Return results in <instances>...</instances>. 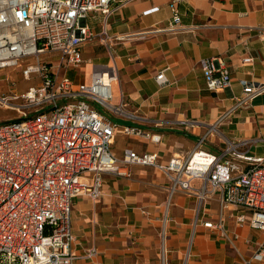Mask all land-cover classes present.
Returning a JSON list of instances; mask_svg holds the SVG:
<instances>
[{
    "label": "built area",
    "instance_id": "obj_1",
    "mask_svg": "<svg viewBox=\"0 0 264 264\" xmlns=\"http://www.w3.org/2000/svg\"><path fill=\"white\" fill-rule=\"evenodd\" d=\"M130 1L134 0H0V70L17 66L25 79L38 80L25 91L0 94V110L17 111L14 118H0V264H77L93 258L96 246L80 253L74 248L75 198L95 199L102 193L104 173L123 174L125 166L138 164L165 173L170 195L194 197L198 202L194 226L201 223L224 240L241 264L264 261V242L248 257L239 246L238 231L245 225L264 231V154L249 148L264 138L231 139L217 126L262 93L264 84L242 80L244 95L236 105L208 125L191 152L164 163L156 153L131 148H125L120 159L112 149L118 132L161 139L138 126L119 129L109 114L95 107L123 111L121 105H111L112 85L119 80L115 63L95 65L89 83L69 76L71 69L83 64L85 44L97 37L104 43L109 40L108 16ZM180 1L169 4L173 20L167 31L181 26ZM98 13L104 16L99 33L91 26ZM110 56L114 57L112 48ZM242 59L254 60L251 55ZM201 68L209 90L231 86V70L223 60L201 59ZM156 77L161 85L168 82L164 70ZM33 107L31 114L24 110ZM176 124L190 131L206 125L188 118ZM215 132L224 146L209 150L204 145ZM230 220L235 228L229 227ZM192 239L182 264L188 263ZM160 257L166 264L164 250Z\"/></svg>",
    "mask_w": 264,
    "mask_h": 264
},
{
    "label": "crops",
    "instance_id": "obj_2",
    "mask_svg": "<svg viewBox=\"0 0 264 264\" xmlns=\"http://www.w3.org/2000/svg\"><path fill=\"white\" fill-rule=\"evenodd\" d=\"M170 2L130 1L108 16L109 40L104 43L97 37L83 46L84 61L117 65L119 80L112 85L111 105H121L123 111L106 113L119 129L138 126L144 133L161 138L154 141L118 132L112 149L120 159L125 148L156 153L164 163L174 155H187L208 131V125L244 95L242 80L264 84V0H181V26L167 31L173 20ZM103 20L101 13L92 18L95 32L101 31ZM248 55L253 62L243 61ZM204 58L228 64L233 77L230 87L222 91L207 88L201 68ZM162 70L168 77L163 85L156 77ZM91 72L86 77L75 68L69 76L89 83ZM183 118L206 125L186 130L176 124ZM217 126L231 139L264 138V91ZM122 137L124 144L117 146ZM222 145L221 137L215 135L204 146L218 150ZM249 146L254 154H264V141ZM121 172L126 173H104L102 193L95 199L84 195L75 198L74 248L79 253L95 246L98 249L93 258L80 259L77 264H162L163 250L166 264H182L192 236L187 264H241L224 240L201 223L194 226L197 200L180 192L170 195L165 173L140 164L125 166ZM212 210L217 211L216 202ZM228 225L235 228L232 220ZM238 231L243 254L252 256L264 242V231L249 225Z\"/></svg>",
    "mask_w": 264,
    "mask_h": 264
},
{
    "label": "rangeland",
    "instance_id": "obj_3",
    "mask_svg": "<svg viewBox=\"0 0 264 264\" xmlns=\"http://www.w3.org/2000/svg\"><path fill=\"white\" fill-rule=\"evenodd\" d=\"M88 45V44H86ZM96 61H84L81 67L77 68V72L84 74V76L88 77L90 72L93 70L94 65ZM14 69V70H13ZM9 76V77H8ZM14 82V84H13ZM38 82V80L33 77L31 80H27L24 78L22 69L20 67H10L6 70H0V94H8L11 90H20V91H25L31 87V85H35ZM97 108L104 112H108L106 108L103 106L96 104ZM36 107H33L31 109H24L25 111L29 112L30 114L35 112ZM17 114V111L14 110H8L1 108L0 110V118H14ZM215 135L218 137H221V135L218 132H215ZM218 140V139H217ZM125 138H121L118 140L117 146L124 144ZM224 146V145H222Z\"/></svg>",
    "mask_w": 264,
    "mask_h": 264
},
{
    "label": "bare ground",
    "instance_id": "obj_4",
    "mask_svg": "<svg viewBox=\"0 0 264 264\" xmlns=\"http://www.w3.org/2000/svg\"><path fill=\"white\" fill-rule=\"evenodd\" d=\"M214 128V127H213ZM215 130H217L216 128H215Z\"/></svg>",
    "mask_w": 264,
    "mask_h": 264
}]
</instances>
